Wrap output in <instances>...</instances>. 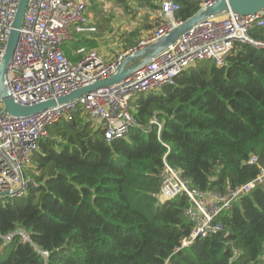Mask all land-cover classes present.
Returning a JSON list of instances; mask_svg holds the SVG:
<instances>
[{"label": "trees", "instance_id": "16d2710c", "mask_svg": "<svg viewBox=\"0 0 264 264\" xmlns=\"http://www.w3.org/2000/svg\"><path fill=\"white\" fill-rule=\"evenodd\" d=\"M115 1L128 10V0ZM130 1L147 13L143 27L124 36L125 50L159 24L150 17L165 0ZM171 1L183 22L201 10V0ZM251 35L264 40V28ZM82 46L98 49L99 41L83 38L64 51L76 62ZM131 104L139 127L110 143L80 112L48 128L25 170L36 186L22 198L0 200V264H264V183L219 217L223 234L179 251L193 228L188 200L157 199L164 161L200 191L225 194L259 176L264 51L238 43L223 67L199 63L174 86ZM153 118L160 135L156 126L145 132ZM253 157L258 162L250 164ZM19 231L31 242L19 235L5 242Z\"/></svg>", "mask_w": 264, "mask_h": 264}, {"label": "built area", "instance_id": "2783aa9c", "mask_svg": "<svg viewBox=\"0 0 264 264\" xmlns=\"http://www.w3.org/2000/svg\"><path fill=\"white\" fill-rule=\"evenodd\" d=\"M217 1L201 0L200 11ZM20 2L0 0V65L14 31ZM90 3L91 0L28 1L5 85L14 103L20 107L30 108L51 101L55 106L22 118L5 114L3 107L0 109V196L8 193L10 198H22L36 186L33 180L25 177V170L38 151L40 141L49 136L48 128L61 120H72L80 112L103 132L108 143L125 138L139 127L131 104L136 97L174 86L178 78L199 63L212 61L223 67L226 57L238 43L264 51V40L251 35L253 30L264 28V11L254 15L229 12L198 24L121 82L60 104L61 99L76 91L113 78L128 57L158 43L186 23L177 17L180 7L165 0L160 11L152 17L159 24L132 47L110 61H104L97 50L81 47L76 51L78 61L73 62L67 57L64 46L77 43L79 36L96 32L86 14ZM152 126L158 128L160 135L162 124L157 118L151 120L145 132L150 133ZM257 162L258 159L253 157L249 163ZM159 178L161 191L157 199L160 204L183 196L188 200L185 216L193 228L190 237L183 239L179 251L198 239L223 234L224 226L219 217L264 183V169L255 180L228 189L225 194L195 189L183 178L181 171L166 161ZM15 235L25 243L31 242L24 231L7 236L5 242Z\"/></svg>", "mask_w": 264, "mask_h": 264}, {"label": "water", "instance_id": "95a60500", "mask_svg": "<svg viewBox=\"0 0 264 264\" xmlns=\"http://www.w3.org/2000/svg\"><path fill=\"white\" fill-rule=\"evenodd\" d=\"M29 0H21L20 6L18 9L14 31L11 35V38L8 43V47L0 65V99L3 104V110L5 114L12 115L14 117H27L37 113H40L46 109L55 106V102L51 101L45 104H41L35 107L25 108L20 107L14 103L10 97L5 85V75L7 73L8 67L14 55L16 46L20 38V31L23 25V20L26 12V8ZM264 11V0H219L214 3L212 6L200 11L195 17L187 21L180 28L176 29L169 36L160 40L158 43L150 46L149 48L142 50L133 56L128 57L122 67L119 70V73L113 78L96 84L94 86L85 88L83 90L76 91L70 96L63 98L59 101L60 104L73 101L74 99L92 92L95 89L100 87L111 86L113 84L119 83L122 80L126 79L132 72L141 69L152 59L161 54L165 49L170 45H173L181 36L187 34L190 30L196 27L198 24L214 17L222 16L226 13L233 12L241 15H254ZM10 198L8 193L0 196V200Z\"/></svg>", "mask_w": 264, "mask_h": 264}, {"label": "rangeland", "instance_id": "374dc122", "mask_svg": "<svg viewBox=\"0 0 264 264\" xmlns=\"http://www.w3.org/2000/svg\"><path fill=\"white\" fill-rule=\"evenodd\" d=\"M94 4L97 10L91 9L89 6V10L87 9L86 14L96 27L95 33L98 34L97 38H100L99 48L97 49L99 56L104 61H110L125 50L126 43L124 41V36L131 31L143 27L146 22L144 16H146L147 12L130 0H128V10L120 7L115 0H95L93 5ZM153 15L154 14L151 15L150 20L154 23V21H152L155 20L152 19ZM149 31H143L135 44L146 36ZM146 96L147 94L144 95V97ZM2 107L3 104L0 99V109H2ZM84 116L88 118L86 114ZM7 200L8 199H2L1 203H5Z\"/></svg>", "mask_w": 264, "mask_h": 264}, {"label": "crops", "instance_id": "0c3cea01", "mask_svg": "<svg viewBox=\"0 0 264 264\" xmlns=\"http://www.w3.org/2000/svg\"><path fill=\"white\" fill-rule=\"evenodd\" d=\"M91 25L94 26L93 23H91ZM79 37H80V40L83 39V38H87V39L97 38L96 35H93L92 33H87V34L82 35V36H79ZM99 39H100V38H99ZM99 39L97 38L98 41H100ZM80 40H79V41H80ZM79 41H78V42H79ZM71 44H77V43H71ZM64 47H65V46H64ZM82 47H86V46H82ZM80 48H81V47H80ZM87 48H88V47H87ZM77 50H78V49H77ZM77 50H76V51H77ZM94 50H97V49H94ZM76 51L74 52V57H75V58H78V55H76Z\"/></svg>", "mask_w": 264, "mask_h": 264}, {"label": "bare ground", "instance_id": "6f19581e", "mask_svg": "<svg viewBox=\"0 0 264 264\" xmlns=\"http://www.w3.org/2000/svg\"><path fill=\"white\" fill-rule=\"evenodd\" d=\"M43 140V139H42ZM41 142V141H40Z\"/></svg>", "mask_w": 264, "mask_h": 264}]
</instances>
